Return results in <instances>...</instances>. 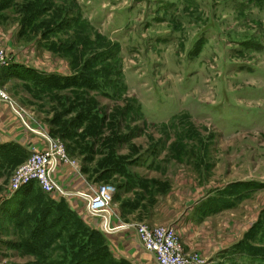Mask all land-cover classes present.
<instances>
[{"label": "rangeland", "instance_id": "374dc122", "mask_svg": "<svg viewBox=\"0 0 264 264\" xmlns=\"http://www.w3.org/2000/svg\"><path fill=\"white\" fill-rule=\"evenodd\" d=\"M0 51L62 188L171 226L194 264H264V0H0ZM30 152L0 138V264H152L81 197L11 192Z\"/></svg>", "mask_w": 264, "mask_h": 264}, {"label": "built area", "instance_id": "2783aa9c", "mask_svg": "<svg viewBox=\"0 0 264 264\" xmlns=\"http://www.w3.org/2000/svg\"><path fill=\"white\" fill-rule=\"evenodd\" d=\"M2 62H4V57L0 51V65ZM0 100H7L1 87ZM16 114L19 116L18 113ZM23 125L28 130L34 131L25 123H23ZM34 132L44 140V147L40 150L31 151L28 156L14 168L9 180V190L12 192L23 184L34 182L42 191L48 192L55 190L57 193L63 195H68V193L65 192H70L74 193L72 195L81 197L84 201L83 205L85 204L83 206L85 212H88L92 216H111L107 207L106 198L102 192L98 195V193H95L94 191L89 194L80 190H72V192H63L61 190V186L55 181L52 175L57 162L63 158L60 146L55 142H52L43 131L36 129ZM113 227L115 230L116 228H131L142 249L152 254L154 264L195 263L193 259L182 254L177 242L175 231L171 226L162 224L146 225L142 223H121Z\"/></svg>", "mask_w": 264, "mask_h": 264}, {"label": "crops", "instance_id": "0c3cea01", "mask_svg": "<svg viewBox=\"0 0 264 264\" xmlns=\"http://www.w3.org/2000/svg\"><path fill=\"white\" fill-rule=\"evenodd\" d=\"M2 103H3V105H7L8 110H9V114L7 116L6 115L0 116V138L4 141H6V140L14 141V142L18 143L24 150H27V151L39 150V149L43 148L44 147V140L34 132L36 130V128H33L29 124L26 123V121L21 116V114L18 112V110H16L14 108V106L10 100H8V99L5 101L0 100V108H1ZM16 113H18L19 116ZM22 122L25 123L29 128H32L34 131L28 130L27 128H25V126L23 125ZM61 189L64 192L67 191V189H64L62 187H61ZM68 191L72 192V190H68ZM65 193H68L70 195L74 194V193H70V192H65ZM101 217H102V221L105 220V218H106L105 215L101 216ZM105 225H106V227H104V228L108 229L109 231L113 227V226L111 227L108 224V220L105 221ZM103 226H104V223H103ZM118 229H130L133 232V230L131 228H116V230H118ZM132 236H133V241L135 242V244L140 249H142V247L140 246V244L136 240L134 232L132 233ZM143 251L148 254V256L151 258L152 264H154V259H153L152 254L145 251V250H143Z\"/></svg>", "mask_w": 264, "mask_h": 264}, {"label": "bare ground", "instance_id": "6f19581e", "mask_svg": "<svg viewBox=\"0 0 264 264\" xmlns=\"http://www.w3.org/2000/svg\"><path fill=\"white\" fill-rule=\"evenodd\" d=\"M31 129H32V128H31ZM61 190H62V189H61ZM62 191H63V190H62ZM63 192H64V191H63ZM109 219H110V217L106 216L105 220H103V221H102V224H101L102 229H104V230L107 231V232H111V231L114 230V227H112L110 231H109L108 229H105V228H104V227H106V225H105V221L108 220V223H109ZM103 223H104V226H103Z\"/></svg>", "mask_w": 264, "mask_h": 264}, {"label": "trees", "instance_id": "16d2710c", "mask_svg": "<svg viewBox=\"0 0 264 264\" xmlns=\"http://www.w3.org/2000/svg\"><path fill=\"white\" fill-rule=\"evenodd\" d=\"M33 184H35L34 182H32ZM27 187V186H26ZM26 190V188H24V186L23 185H21V187H19V188H17L16 190H14V192L13 193H15V194H19V193H22L23 191H25ZM42 213H43V210H42Z\"/></svg>", "mask_w": 264, "mask_h": 264}]
</instances>
